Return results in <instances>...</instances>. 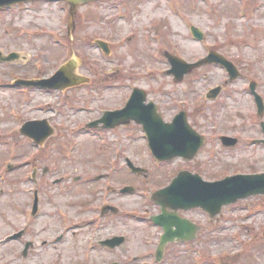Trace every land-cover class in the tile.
Returning <instances> with one entry per match:
<instances>
[{"label": "rangeland", "instance_id": "rangeland-1", "mask_svg": "<svg viewBox=\"0 0 264 264\" xmlns=\"http://www.w3.org/2000/svg\"><path fill=\"white\" fill-rule=\"evenodd\" d=\"M69 11L65 3L42 1L0 10V59L18 53L26 61H0V264L154 263L150 255L162 232L145 220L160 213L150 200L153 192L185 168L210 182L264 173V145L255 144L264 139V115H257L249 92L256 82L264 100V0H106L79 7L71 33ZM191 26L204 34L203 41L193 38ZM97 40L108 43L109 55ZM211 51L242 75L216 103L202 99L229 81L222 66H203L180 82L166 74L171 66L165 54L194 64ZM71 61L75 76L91 79L88 85L59 92L26 89L27 95L13 87L18 80L51 78ZM134 88L161 106L165 121L191 110L192 123L207 138L194 161L158 167L137 126L102 134L87 128L105 111L124 108ZM30 120L48 121L54 130L42 147L10 135ZM224 135L239 139L238 146L224 149L218 138ZM116 154L121 171L110 166ZM128 160L147 173L132 174ZM34 169L37 217L31 214ZM125 186L136 193L122 195ZM106 203L119 214L99 231L126 241L113 251H93L94 222ZM185 217L201 227L200 237L190 245H170L167 263L264 264V197L229 206L214 220L201 210ZM21 231L20 239L8 240Z\"/></svg>", "mask_w": 264, "mask_h": 264}, {"label": "water", "instance_id": "water-1", "mask_svg": "<svg viewBox=\"0 0 264 264\" xmlns=\"http://www.w3.org/2000/svg\"><path fill=\"white\" fill-rule=\"evenodd\" d=\"M27 1L37 0H0V8ZM62 1H67L71 5V30H73V18L77 6L98 0ZM193 33L198 39H203V35L197 29L193 28ZM99 45L105 52H108L106 44L99 42ZM21 55L12 54L7 58L1 56L0 60L7 62L21 61L25 64L26 61L21 60ZM169 59L174 67L172 73L176 75L178 81H181L194 68H198L205 63L214 62L224 65L228 69L232 79H236L239 76L238 71L231 63L216 54L211 55L196 65H187L183 61L171 56H169ZM74 68V65L64 67L50 80L20 82L17 85L25 84L27 86H42L48 89H66L67 87L85 82V80L73 75ZM255 87V84L251 86L253 92H255ZM214 93H216L214 95V98H216L219 90ZM145 98V93L137 90L124 110L106 113L100 122L104 123V128L111 129L128 124L134 120L144 126L149 137L150 147L155 157L160 161H169L177 157H183L188 160L193 159L204 142L188 126L186 116L184 114L179 116L174 125H164L154 105L144 106ZM256 99L260 114H262L264 110L263 102L257 95ZM41 126L42 137L35 134H30V136L38 143L42 142L43 144L48 137L54 134V131L48 126L47 121L42 122ZM92 126H97V123ZM22 132L28 133L27 128H24ZM223 141L226 146H234L236 144V141L230 138H223ZM130 165L135 173L142 172V170L132 167V164ZM124 192L133 193L134 189L127 188ZM260 195L264 196V174L237 176L220 182L207 183L199 176H193L187 172L181 173L169 188L153 196L154 201L161 205L163 209V215L154 220L165 227V235L158 251V261L162 259L164 251L170 243L192 241L200 230L190 222L180 219L178 215L180 210L188 211L190 209L201 208L214 219L222 213L224 207L235 204L242 199ZM173 227H176L177 230H174ZM121 242L123 243L124 240Z\"/></svg>", "mask_w": 264, "mask_h": 264}, {"label": "flooded vegetation", "instance_id": "flooded-vegetation-1", "mask_svg": "<svg viewBox=\"0 0 264 264\" xmlns=\"http://www.w3.org/2000/svg\"><path fill=\"white\" fill-rule=\"evenodd\" d=\"M228 85H229V82L227 81L226 82V84L223 86V90H222V92H221V94H220V96H219V98L217 99V100H215V101H208V99H207V95L205 94L204 95V100H205V102L207 101V102H210V103H216V102H218L219 100H220V98H222L223 99V95L226 93V90H227V87H228ZM39 92H42V89H37ZM203 100V101H204ZM157 105H158V108H159V111H160V113H162L163 111H162V108H161V106L158 104V103H156ZM165 108H167V107H165ZM215 108H217V107H215ZM182 111V110H181ZM184 111H187V114H188V119H189V121H190V123H191V125H192V127L195 129V130H197L199 133L200 132H202V129L199 127H197V126H195L193 123V118L191 117V110L190 109H188V110H184ZM162 116L164 117V115H163V113H162ZM174 118V117H173ZM173 120V119H172ZM171 120V121H172ZM31 121V120H30ZM171 121H167V122H171ZM193 122V123H192ZM132 126V124H130V125H128V126H123V127H120V128H127V127H131ZM135 126V125H134ZM136 126H138V125H136ZM139 127V126H138ZM140 129H142L141 127H139ZM216 136V135H215ZM213 137V136H212ZM22 138V137H21ZM218 138H221V136H219ZM22 139H24V138H22ZM26 139H27V137H26ZM25 139V140H26ZM221 142V141H220ZM239 139H238V143H237V145L235 146V147H237L238 146V144H239ZM221 146H222V143H221ZM17 147H18V145H17ZM224 149H234L235 147H232V148H228V147H224V146H222ZM34 170H36V169H34ZM119 170L121 171V169L119 168ZM38 173V172H37ZM96 181H98V179H96ZM108 207V208H107ZM109 207H111L109 204H105L100 210H99V216H97V219H95V222H94V225L96 226V230L93 232V238H92V245H91V250H93V251H95V250H98V251H100V250H102L103 252H108V251H110V248L108 247V244H109V242H110V240L113 238V237H111L110 236V234L109 235H105L104 233H102L101 231H99L100 230V228L102 227V225L104 224V222L106 221V223H108V222H110V220H109V218L108 217H111V216H118V214H119V212L118 211H116V210H114V209H110ZM158 207V206H157ZM104 208L106 209V210H104ZM159 208V210H160V213H161V208L160 207H158ZM160 213H157L156 215H153L154 217L155 216H157V215H160ZM60 215H61V213H59ZM62 216V215H61ZM152 216V217H153ZM180 216L182 217V218H185V213H181L180 214ZM156 228L158 229V230H160L161 232H163V228L162 227H160V226H156ZM114 237H116V236H114ZM63 239V236H61V237H59L57 240L58 241H60V240H62ZM97 239V240H96ZM159 242H160V238H158V241H157V244H156V248H155V250L153 251V253L150 255V257L151 258H153V260H154V262H156V260H155V257H156V250H157V248H158V244H159ZM173 246H179V245H173ZM170 247V246H169ZM172 248H174V247H172ZM85 262H88L87 260L85 261ZM168 262V250L166 251V253H165V256H164V260H163V262L162 263H130V264H170V263H167ZM55 264H60V263H55ZM76 264H120V263H76ZM195 264H201V263H195Z\"/></svg>", "mask_w": 264, "mask_h": 264}]
</instances>
